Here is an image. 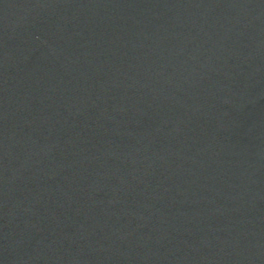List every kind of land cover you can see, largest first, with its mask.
Returning <instances> with one entry per match:
<instances>
[{"label": "water", "instance_id": "obj_1", "mask_svg": "<svg viewBox=\"0 0 264 264\" xmlns=\"http://www.w3.org/2000/svg\"><path fill=\"white\" fill-rule=\"evenodd\" d=\"M0 264H264V0H0Z\"/></svg>", "mask_w": 264, "mask_h": 264}]
</instances>
